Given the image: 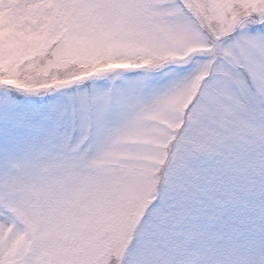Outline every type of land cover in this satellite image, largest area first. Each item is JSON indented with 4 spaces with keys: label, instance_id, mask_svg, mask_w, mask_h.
<instances>
[{
    "label": "snow or ice",
    "instance_id": "1",
    "mask_svg": "<svg viewBox=\"0 0 264 264\" xmlns=\"http://www.w3.org/2000/svg\"><path fill=\"white\" fill-rule=\"evenodd\" d=\"M0 264H264V0H0Z\"/></svg>",
    "mask_w": 264,
    "mask_h": 264
}]
</instances>
